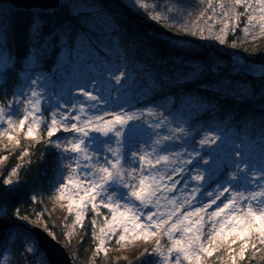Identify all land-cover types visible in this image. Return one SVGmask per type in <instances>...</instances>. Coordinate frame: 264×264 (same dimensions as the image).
<instances>
[{"label":"snow or ice","instance_id":"1","mask_svg":"<svg viewBox=\"0 0 264 264\" xmlns=\"http://www.w3.org/2000/svg\"><path fill=\"white\" fill-rule=\"evenodd\" d=\"M130 3L154 23L220 45L226 44L228 36L238 29L245 40L258 39L257 32L264 35V0H200L202 10L191 24L183 12L176 18L178 10L165 7L162 0ZM0 16L7 18L3 12ZM218 23L222 27L217 29ZM31 31L36 44L35 51L26 53L28 67L40 59L45 47L35 21ZM49 35L52 43L65 44L70 57L74 53L77 61L83 59V48H77L76 37L67 28L61 26L59 32ZM101 66V72L73 75L68 81L72 86L67 88V100L47 99L44 78L25 74V84L13 91L6 105L0 101V136L18 146L19 137L13 133H23L33 141L44 139L47 147L58 151L66 172L57 168L62 181L54 185L55 199L74 217L73 230L84 227L91 210L93 257L106 256L113 241L118 246L134 241L151 243V248L145 250V255L153 258L151 264H208L213 257L221 264H237V259L246 258L249 247L259 251L258 246H264V121L259 159L251 155L246 137H229L226 127L219 125L200 129L192 142L183 126L187 121L172 126L177 118L165 115L159 106L131 111L124 108L127 100L110 102L112 91L121 93L134 81L132 73L125 70L127 61ZM14 67L8 28L0 21V91L7 88L6 78ZM69 67L63 70L68 72ZM169 78H152L146 86L162 89ZM254 78L264 80V65L259 77ZM240 95L249 100L259 96L264 114V91L253 88ZM112 103H117L119 110ZM145 116L151 119L145 120ZM252 123L254 126V120ZM165 128L167 132L162 131ZM60 133L71 135L61 138ZM136 143L140 144L139 150ZM28 155L25 149L18 158ZM6 159L0 157V161ZM21 167L17 164L3 179L0 198L21 183ZM209 184L215 185L214 191L207 189ZM202 193L209 199L201 203ZM31 199L36 202L35 195ZM12 218L27 220L21 216L19 206L11 209L10 217L6 203H0V229ZM47 234L56 239L50 230ZM0 241H11L14 249L18 243V257L23 256L30 264H49L34 234L21 237L0 230ZM220 253L223 257L217 255ZM0 264H11L6 251L0 252ZM17 264L24 262L17 259Z\"/></svg>","mask_w":264,"mask_h":264},{"label":"rangeland","instance_id":"2","mask_svg":"<svg viewBox=\"0 0 264 264\" xmlns=\"http://www.w3.org/2000/svg\"><path fill=\"white\" fill-rule=\"evenodd\" d=\"M120 1L133 12L151 21L147 16L139 13L132 6L130 0ZM162 2L165 4V7L170 6L178 10L174 14L176 18H179L180 12H183L189 24L196 21V17L203 7L200 4V0H162ZM59 8L60 10L68 11L71 20L74 22L71 28H75V31H77L74 35L76 37V46L77 48H83V59L77 61L74 53L70 57L65 44L59 43L60 49L54 61L55 66H53L50 72L44 70L42 59L50 50L51 43L49 41L52 39V35H50L45 39V47L40 52V59L32 67L27 66V59L24 60L22 69L18 72L17 78L19 79L20 85L17 88L25 84V74L33 78L36 75H41L44 78L43 82L47 90V99L57 97L67 100V88L72 86L68 81L73 75L82 77L84 74L103 71L104 69L101 65L107 67L117 62L127 61L125 70L132 73L134 84L121 93L112 91L110 93V102L119 101V103H124L127 100L128 103L124 104V108L131 111H142L147 107L159 106L165 115H172L177 118L172 122V126L179 124L181 121H187V124L183 126L190 132L189 139L192 142L198 138L199 130L202 128L216 125L226 127L229 137L235 138L237 135L246 137L250 143L251 155L255 159H259L261 137L252 141L243 131L242 133L236 134L235 130L231 126H228L227 122L211 119L215 117L213 114L218 106L215 102H207L203 95L199 93L201 91H208L233 102L251 101L260 105L259 96L255 100L242 99L240 93L245 90L251 91L253 88L258 92L264 91V80L259 79V81H255L256 86L249 81H244V74L237 73L229 61L213 55V52L224 53L229 56H238V58L244 59L252 58L258 54L264 55V35H260L257 32L258 39L245 40L241 38L242 33L238 29L235 35L230 34L228 36V42L226 44L220 45L215 40H201L199 35L194 37L185 33L182 29L165 25L162 26L163 29L169 30L183 38L181 40H174L163 37L159 38L160 41L165 42L173 51L184 53L188 57L185 58L183 55H179L161 60L155 54L153 55L151 53L150 48L147 50V46L144 44L140 42L136 43L133 42L134 40L132 41L126 38V33L121 28L120 23L117 22V18L99 0H61ZM13 10L16 9L8 4L0 3V12L5 13L7 16L6 19L0 16V21H3L5 26H7V21L11 19ZM53 11L32 10L35 15L34 21L39 26L40 35H42L41 27L43 23L40 16L42 14H50ZM188 12H191L190 17L187 16ZM216 27L218 29L222 25L218 23ZM33 35L34 33L31 32V37ZM234 40L237 41L235 44L232 43ZM32 42L31 51H35L34 45L36 41L32 39ZM135 50L143 57L142 61L136 59L137 55L135 54ZM195 55H206L207 57L205 59L202 58V60L191 57ZM69 64H71V67H69ZM64 67H69V71L65 72L63 70ZM193 69L195 72L191 71ZM160 76L171 78L167 79L162 89H148L146 85L151 79ZM189 89L194 90L190 91ZM172 90L178 91L175 93ZM4 91L7 93L6 89ZM4 91L2 92L4 93ZM145 92L147 93L146 95L142 94ZM75 99L80 100L83 98L75 97ZM7 100L8 98L0 101L6 105ZM104 107L107 106L105 105ZM104 107H101L100 110L103 111ZM112 107L119 110L117 103H112ZM44 115L47 117L48 113L45 112ZM144 119L148 120L151 117L145 116ZM162 131L167 132V128ZM13 135H18L19 137L20 144L18 146L14 141H8L6 136H0V157H7L6 160L0 161V190L2 192L4 189L3 179L8 176L11 169L17 164L22 165L19 169V179L21 180L24 171L27 170L29 165L38 160L44 162L45 159L49 161L52 157L54 158L52 165L54 166V171L52 172L51 179L46 182L48 183L47 186L41 191H34L32 193V196H36L35 203L39 205V215L36 214L33 220L25 221L24 219H17L16 222L29 227L36 226L47 233L50 229L57 230L58 233L61 232L63 237H57V241L66 250L68 249L70 251L71 254L67 252L71 256L74 264H151L153 258L145 255V250L151 248V243L139 241H134L126 246H118L113 241L108 249L107 255L100 254L98 258L93 257V250L88 256H84L82 252L81 258L77 256L75 246L79 238L80 227L77 226L75 230L72 229L71 224L74 217L70 216L66 208L61 207V202L55 199L54 185L62 181V177H58L57 175V168L60 167L61 171L66 172L58 160V151L54 147H47L44 139L33 141L30 138H26L23 133H13ZM59 135L63 138L71 134L60 133ZM143 139L148 140V137H144ZM135 147L139 150L140 144L136 143ZM169 147H172V145H169ZM25 149L28 150L29 155L23 157V159H19L18 157H20V154ZM178 187L182 188L183 185ZM206 187L208 190H215L214 184L206 185ZM176 195H180V193L177 192ZM208 199L205 193L199 196V202L201 203ZM102 211L104 215L108 214L107 210ZM93 218V214L89 209L85 221L88 219L92 220ZM69 233L71 235H68ZM28 234L29 232L27 231L26 235ZM53 235L56 236L54 233ZM258 247L259 251H254L249 247L246 252V258L244 260L237 259V264H264V246ZM6 252L10 257L8 250ZM217 255L223 257L222 253ZM208 264H221V260L213 257L208 261ZM228 264H231V261H228Z\"/></svg>","mask_w":264,"mask_h":264},{"label":"trees","instance_id":"3","mask_svg":"<svg viewBox=\"0 0 264 264\" xmlns=\"http://www.w3.org/2000/svg\"><path fill=\"white\" fill-rule=\"evenodd\" d=\"M100 3L111 12L117 18V22L120 23L121 28L126 33V38L130 40H134L133 42H140L147 46V50L150 48L151 53L157 56L161 60L169 59L171 56H179L183 55L185 58L188 56L184 53H178L173 51L165 42L160 41L159 38L165 37L171 39L181 40L183 37L169 31L163 29L157 23L152 21H148L139 14L133 12L124 4L121 3L120 0H99ZM69 12L66 10H54L50 14L41 15L42 19V27L41 33L42 37L46 39L49 34H55L61 30V26L67 28L70 33L74 36L77 31L76 29L71 28L74 23L71 20ZM35 20V15L31 11H23V10H13L11 19L7 21L8 28V43L12 50L13 57L15 58V67L11 73H9L7 79V95H5L2 91H0V100L10 99L12 93L15 88L19 87V79L18 72L22 69V64L24 60H26V53L31 51V46L33 45L32 37H31V28L33 22ZM51 43L50 50L48 53L43 56L42 66L43 69L50 72L55 66V58L58 55V51L60 49L59 43H52V39L49 41ZM204 53V51H202ZM135 54L137 55V60H143L138 52L135 50ZM209 54V53H207ZM224 53L213 52V55H217V57H221ZM229 56V55H228ZM193 58H206V55H195L191 56ZM230 57V56H229ZM223 60L229 61V58H222ZM245 60H250L251 62H255L256 64H264V55L258 54L253 56L252 58H247ZM234 68V66L231 64ZM235 69V68H234ZM237 73H241L235 69ZM244 81H249L256 86L255 81H259V79L253 78L251 75L244 74ZM193 91L194 89H189ZM173 92H177L178 90H172ZM203 95L207 102L210 103L215 102L218 106L215 113L213 114L215 117L211 119H217V121H225L228 126H231L235 133H246L250 140H257L261 137V122L264 121V114H261L260 105H257L251 101H238L233 102L229 99H225L222 96L216 95L214 93L208 91H201L199 93ZM212 115V116H213ZM254 120V126L252 121ZM50 159V158H48ZM54 158L43 162L42 160H38L27 167V170L24 171L21 177V183L16 187L15 190H10L6 194L0 198V203H6L9 209V216L11 217V209L15 207L21 208V216L27 217V220H33L39 212V205L33 203L31 196L34 191H41L47 186L48 182L52 177V172L54 171L53 165ZM2 193V190H0ZM23 219V218H22ZM10 221H16L17 219H9ZM25 220V219H24ZM26 221V220H25ZM84 227L79 230V238L77 241V245L75 246V253L80 258L81 252L85 255H89L93 250V241L91 238V220L88 219L85 221ZM55 229V228H54ZM58 238H62L63 234L60 232L56 233L53 229H50ZM19 234L21 237L26 236L27 231L24 228L16 227L12 230L3 231L6 235L7 233ZM20 245L17 243L15 245V249L13 248V244L11 241L5 244L3 241H0V252H5L8 250L10 254L11 264H17V259L24 262V264H30L29 261L24 260L23 256L17 255L16 249H19ZM70 253V251L67 249ZM71 254V253H70Z\"/></svg>","mask_w":264,"mask_h":264},{"label":"water","instance_id":"4","mask_svg":"<svg viewBox=\"0 0 264 264\" xmlns=\"http://www.w3.org/2000/svg\"><path fill=\"white\" fill-rule=\"evenodd\" d=\"M61 0H4L3 3L10 5L16 10L31 11H50L60 9ZM222 58H229L231 64L234 68L246 75H251L254 77H259L261 72V66L264 64H256L255 62H250L244 58H238V56H228L227 54L221 55ZM251 70V71H247ZM16 227H21L26 229L29 233L34 234L41 241L42 253L46 255L49 264H74L71 256L58 242L56 239L48 236L47 232L36 227H29L25 224L16 221H7V226H4L2 231L12 230Z\"/></svg>","mask_w":264,"mask_h":264}]
</instances>
